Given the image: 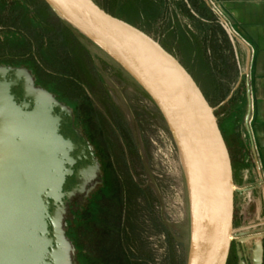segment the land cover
I'll use <instances>...</instances> for the list:
<instances>
[{"label": "rangeland", "instance_id": "1", "mask_svg": "<svg viewBox=\"0 0 264 264\" xmlns=\"http://www.w3.org/2000/svg\"><path fill=\"white\" fill-rule=\"evenodd\" d=\"M94 1L169 45L165 24L153 22L154 16L165 13L162 0H157L156 10L154 0ZM181 1L168 7L170 21L181 18ZM214 23L218 24L216 17L210 24ZM176 30L169 52L186 66L215 108L232 160L234 222L227 264H253L247 239L264 233V212L256 202L261 193L252 150L250 83L243 79L235 87L239 70L228 58L224 70L211 62L198 68L175 47L178 37L185 40L186 36L184 30ZM224 38L221 32V41ZM0 62L30 69L36 85L69 106L80 138L93 144L105 164L104 182L96 181L69 200L66 228L74 245L73 264H124L123 260L126 264H186L191 213L184 168L162 113L135 79L34 0H0ZM234 88L231 99L221 101ZM70 184L65 190L71 191L77 182ZM169 243L175 247V257Z\"/></svg>", "mask_w": 264, "mask_h": 264}, {"label": "water", "instance_id": "2", "mask_svg": "<svg viewBox=\"0 0 264 264\" xmlns=\"http://www.w3.org/2000/svg\"><path fill=\"white\" fill-rule=\"evenodd\" d=\"M43 1L121 65L157 105L187 180L186 264H227L233 165L215 108L194 77L160 42L94 0ZM35 80L28 68L0 66V264H73L66 228L69 200L102 183V173L86 138L77 144L61 133L69 117L73 120L72 109ZM18 86L22 98L12 93ZM82 159L89 162L74 171ZM72 176L77 184L67 191L64 185Z\"/></svg>", "mask_w": 264, "mask_h": 264}, {"label": "crops", "instance_id": "3", "mask_svg": "<svg viewBox=\"0 0 264 264\" xmlns=\"http://www.w3.org/2000/svg\"><path fill=\"white\" fill-rule=\"evenodd\" d=\"M162 1L167 7L165 13L158 18L154 16L153 22L165 24L164 26L169 33L172 31L177 33L176 29L184 30L185 41H192L194 38L196 52H201L204 55L206 53L209 56V62L212 63L211 66L218 64L224 70L225 59L228 58L230 62L234 61V66L237 65L239 70L236 74L235 87L243 79L247 80L246 83H250L253 104L251 136L254 145L256 171L259 174V179H264V0H183L181 5L184 9L180 13L183 22L181 18L173 19L172 17L171 21L167 19L168 7L172 9V6L177 4L176 0ZM153 2H155L153 5L154 10H156L157 7L159 8V3L157 0ZM211 2L217 5L236 32L234 43L230 41L220 25L210 24L211 20L216 17L208 4ZM177 20H180V24H178L179 21L175 23ZM221 32L226 38H224V42L220 39ZM164 37H167L166 42L169 41L168 34ZM213 40L219 47L217 52H213L211 47ZM234 90L235 88L229 92L224 101L231 99ZM258 188H260L261 196L256 202L264 212V184H259ZM261 243L262 254H264V233L261 237ZM263 258L262 255V264Z\"/></svg>", "mask_w": 264, "mask_h": 264}, {"label": "trees", "instance_id": "4", "mask_svg": "<svg viewBox=\"0 0 264 264\" xmlns=\"http://www.w3.org/2000/svg\"><path fill=\"white\" fill-rule=\"evenodd\" d=\"M39 1L42 3V6L44 7V9L46 10V12L48 11L49 13H51V14H53V15H56L50 8H49V6L43 1V0H34V2L35 3H37V5H39ZM62 32L63 33H68V30L67 29H65V28H63L62 29ZM175 32H170V33H168V36H169V42L171 43V42H173V40H172V38H174L175 36ZM171 36V37H170ZM176 36H178V35H176ZM170 43H169V45H165V44H163V47L167 50V51H170L169 50V48H170ZM174 44H176V42L174 41ZM178 46V49H180L179 51H180V53L181 54H184V55H188V57L190 58V59H193V61H195V63H196V66L198 67V68H200L201 69V67L203 68V66H204V68L207 66V65H209L210 63H209V56L208 55H206V53H205V55L203 54V53H201V52H196V49H195V46H196V44H195V39L194 38H192V41H185L184 39H182V37H178V42H177V45H175V47H177ZM211 47H212V49H213V52H217L218 50H219V47H218V45H216L215 43H214V40H213V42L211 43ZM207 59H206V58ZM208 63V64H207ZM185 68H186V66H184ZM187 69V68H186ZM188 70V69H187ZM189 71V70H188ZM190 72V71H189ZM192 75V74H191ZM193 76V75H192ZM195 79V78H194ZM196 82H197V80H196ZM198 83V82H197ZM199 85V84H198ZM228 96V94L225 96V98L224 99H222L221 101H224L225 99H226V97ZM207 98V97H206ZM208 100V99H207ZM173 245V244H172ZM170 243H169V249H170V251L173 253V255H174V253L176 252L175 251V247L174 246H172ZM172 246V247H171ZM176 255H174V257H175ZM123 263L124 264H126V260H123Z\"/></svg>", "mask_w": 264, "mask_h": 264}, {"label": "flooded vegetation", "instance_id": "5", "mask_svg": "<svg viewBox=\"0 0 264 264\" xmlns=\"http://www.w3.org/2000/svg\"><path fill=\"white\" fill-rule=\"evenodd\" d=\"M0 66H4V67H11V68H20V67H23V66H21V65H19V66H15V65H12V64H9V63H5V62H0ZM201 88V87H200ZM202 89V88H201ZM203 91V90H202ZM12 93L13 94H15V96L16 97H19V98H22V93H23V91H22V89H21V86H18V87H15V88H13V90H12ZM205 94V93H204ZM59 101H61L60 99H58ZM62 102V101H61ZM73 112V111H72ZM66 129H68L69 130V133H67L66 132ZM61 133L64 135V137H66V138H70L73 142H75V143H83V139L82 138H80V137H78L77 136V131H76V118H75V113L73 112V120H72V118H70L69 117V123L67 124V125H64L63 127H62V130H61ZM85 137V136H84ZM86 138V137H85ZM86 143H84V144H87V145H91L92 146V148H93V153H94V155H95V157L97 158V160H98V162H99V164H100V170H101V173H102V166L104 165L105 166V164L104 163H102V161L99 159V157H98V155H97V153H96V151H95V147L93 146V144L86 138ZM88 157H90V155L88 154ZM89 162V160H85V159H82V160H78L77 161V163L75 164V166H74V171H76V169L78 168V166H80L81 164H85V163H88ZM75 179H74V176H72V177H68L67 179H66V183H65V185H64V189H65V187H66V185H69L70 184V182L71 181H74ZM102 180H103V182H104V180H105V174L103 175V173H102ZM102 182V183H103ZM71 185V184H70Z\"/></svg>", "mask_w": 264, "mask_h": 264}, {"label": "built area", "instance_id": "6", "mask_svg": "<svg viewBox=\"0 0 264 264\" xmlns=\"http://www.w3.org/2000/svg\"><path fill=\"white\" fill-rule=\"evenodd\" d=\"M208 4H209L210 8L212 9V11L214 12V14L216 15V20H217L218 24L226 32L230 41L232 43H234V38L236 37V32L234 31L232 25L230 24L228 19L225 17V15L219 10L217 5H215V3L211 2ZM253 156H254V150H253ZM254 159H255V157H254ZM258 182H259V184H264V179H259ZM262 227H263V232H264V219L262 221ZM232 238H233V236H232Z\"/></svg>", "mask_w": 264, "mask_h": 264}, {"label": "bare ground", "instance_id": "7", "mask_svg": "<svg viewBox=\"0 0 264 264\" xmlns=\"http://www.w3.org/2000/svg\"><path fill=\"white\" fill-rule=\"evenodd\" d=\"M249 57V56H248ZM173 125V124H172ZM174 126V125H173ZM261 235L257 234L247 239V242L251 246V259L253 264L262 263V243Z\"/></svg>", "mask_w": 264, "mask_h": 264}]
</instances>
